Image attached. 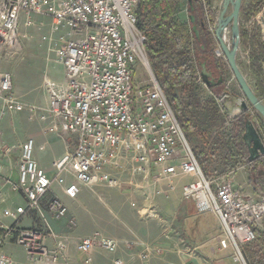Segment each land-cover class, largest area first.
<instances>
[{
    "label": "built area",
    "instance_id": "1",
    "mask_svg": "<svg viewBox=\"0 0 264 264\" xmlns=\"http://www.w3.org/2000/svg\"><path fill=\"white\" fill-rule=\"evenodd\" d=\"M137 3L138 0H0V58L20 48L21 15L27 26L34 23L33 14L50 19L49 31L41 35V40L48 41L49 49L63 65L64 82L47 83V114L55 121L52 130L59 129L73 137L72 148L52 163L55 172L51 177L34 159L33 139L21 143L17 182L12 188L23 194L25 202L3 210L2 214L13 218V222H0V264H10L4 246L12 240L25 249L31 261L58 264L64 243L52 231L23 228L17 221L41 208L54 183L69 198L77 196L80 184L116 183L105 169L121 150L140 164V172L145 171L144 164L153 163L163 166L161 174H193L195 179L182 188L183 197L192 199L199 213L211 211L218 217L224 234L221 246H230L235 252L233 260L246 264L240 244L256 238V227L264 218V193L254 200L243 195L232 181L214 182L204 176L150 68L145 37L137 27ZM263 12L264 4L254 17L257 22ZM137 59L150 80L133 90L131 67ZM24 108L13 92L11 74L0 71V118ZM29 108L33 110V106ZM46 207L55 218L68 212L56 195L47 199ZM47 236L55 239L53 247L47 245ZM116 247L114 239L100 232L77 243L86 263L94 248L114 251Z\"/></svg>",
    "mask_w": 264,
    "mask_h": 264
},
{
    "label": "crops",
    "instance_id": "2",
    "mask_svg": "<svg viewBox=\"0 0 264 264\" xmlns=\"http://www.w3.org/2000/svg\"><path fill=\"white\" fill-rule=\"evenodd\" d=\"M263 15L264 12L261 14L264 23ZM254 24L258 23L252 18L248 23H244L243 27L252 30ZM260 33L264 40V25L260 27ZM239 49L245 53L244 64L247 72L240 70L253 91L263 97L264 61L260 60L255 63L249 46L242 44V41H240ZM20 50L21 46L18 50L11 51L8 54L11 55L10 57L6 55L2 57L4 63L7 64L2 65L0 71L10 72L14 76L12 84L15 95L19 100L23 102L27 100L28 103L32 93L30 87L20 85V56L16 55ZM48 50H50L49 47ZM54 57L58 61L56 55ZM2 58L0 61L3 60ZM226 80L224 77V82ZM63 82L64 80L55 83L45 79L44 87L47 95V83L61 84ZM226 95L223 97L222 104L218 103L219 112L224 114L225 122L220 128L213 126L212 132H230V122L238 121L248 112V109L239 110L240 100L235 94L227 92ZM42 115H44L43 119ZM256 124L262 135L264 129L261 128V124L264 127V123L256 120ZM54 125V119L47 114V105L44 111L36 115L29 111L26 114L19 111L0 118V222L5 225L11 224L13 219L6 221V216L2 214L3 210L14 209L25 202L24 197L21 196V201H12L13 193H15L12 187L17 180V173L13 172L11 165L17 164L21 143L28 138L33 139L34 159L50 177L55 172L52 163L70 148L67 134L57 129L52 130ZM244 147V155L237 156L234 152L235 155L231 156L233 161L227 160V156L222 159L223 168L226 171L220 177H230L234 186L243 195L256 200L264 191L262 190L259 195L255 192L256 187L251 185L250 180L253 172L250 173L248 166L257 163L264 156L250 162L245 143ZM6 149H9V154H6ZM139 165L131 158L129 152L119 151L112 163L105 169L116 183L110 185L99 181L80 184L75 198L67 197L61 186L54 183L53 185H56L60 194L53 187L51 191L57 194L67 206L66 215L55 218L48 211L39 209L22 216L19 226L41 225L45 231H52L57 240H61L65 246L64 257L58 264H117L116 261H119V264H186V262L224 264V260H228L225 256L229 251L224 254L221 249L231 251V248L230 246L222 247L220 243L218 245L220 223L218 217L214 213L213 218L199 213L194 201L183 197L182 188L192 179L172 185L165 181L166 178L172 176L161 175L163 166L146 163L143 165L145 171L140 172L137 169ZM178 174L180 176L177 177L187 175ZM258 174H263V171L259 170ZM68 180L71 181L70 177ZM88 191L89 194H87ZM94 232H100L103 236L114 239L117 247L114 251L94 248L89 253V262L86 263L85 256L77 250V243L81 238ZM219 237L220 241L222 235ZM46 243L49 247H53L55 239L47 236ZM23 250V255L20 252V264H39L30 262L24 248ZM7 256L10 258V264H17L10 255L7 254Z\"/></svg>",
    "mask_w": 264,
    "mask_h": 264
},
{
    "label": "rangeland",
    "instance_id": "3",
    "mask_svg": "<svg viewBox=\"0 0 264 264\" xmlns=\"http://www.w3.org/2000/svg\"><path fill=\"white\" fill-rule=\"evenodd\" d=\"M221 2L222 0H212L211 8L213 12V21H210L209 14L205 8L204 0H201V6L197 11H195V13L194 11L190 12V6H189L188 0H179V4L176 9L175 17H174V19H177L181 21V23H184L189 29V32L194 37L195 35H194V32L192 31V23L190 22V19H189L190 14L194 15L195 22L197 23V25H199V29L203 26L205 30L209 31V38H210L209 44L213 48L214 54L220 58V64L222 65L223 70H224L225 80L227 79L223 84L219 86L216 85L217 87L215 86L214 89H212L211 91L210 88L207 87L201 80V77H200L201 65L199 66L197 74L200 80V86L203 89V92L200 93L199 99L202 104H205L204 106H202V104L200 103L199 107H197L195 112H200L199 116L200 115L202 116L203 112H205V109H207V105L204 102L208 97H210V95H212V92L218 93L219 96H217V99H218V103L220 104H222V101H224L223 97L227 94V92L228 93L233 92L231 94H235L237 98H239V100L241 98L242 99L244 98L239 86L237 85V83L235 82V79L233 78L231 71H229L227 61L224 55L221 53L219 44L214 36L213 28L215 26L218 13L221 8ZM231 9L232 7L230 5L227 13H229ZM32 17H33V20L35 21L30 26H27L24 24V19H25L24 15H21L19 18L18 38H20L19 40H20L21 50L16 55L18 57L20 56V85H23V87L24 86L30 87V90L32 93V96L30 97V99H28L29 101L28 103H27V100H24L25 102L20 100V102H22L25 105V108L23 109V111H20V112H23L26 114L27 111H29L30 113L36 115L38 114V112L44 111L48 103L47 101L48 95H47L46 88L44 87L45 79H48L49 81H53L55 83L62 82L64 80V67L61 64V62L56 60V58L54 57L55 54L52 52V50H48V47H49L48 41L41 40V34L49 30V26H50L49 18L41 14H33ZM254 17L252 18L254 19ZM259 21L263 23L261 15H260ZM255 22L258 23L260 27H262L261 23L257 22L256 19H255ZM210 26H212V29H210ZM200 39H201V34H200ZM225 40L228 43H230L231 41L230 27H228L225 31ZM198 43L200 44V48H202L201 46H204L203 40H200ZM4 56L2 57L4 58ZM6 56L10 57L11 55H8L7 53ZM236 58H237V62H238L240 69L243 70L244 72H247V68L244 64L245 63V53L243 52L242 49H238ZM5 64L7 63H4V59L0 61V67H2V65H5ZM7 69H8V65H7ZM131 72H132L131 85H132L133 90H137L143 85L149 83L150 79H149L148 71H146L145 66L141 63L139 59H137L136 62L132 65ZM215 72H216V77H218L219 72L217 70ZM11 77H12V83H13L14 76L11 75ZM222 89L226 91L222 92ZM178 95H179V98L185 102V100L187 99L186 94L179 93ZM29 106H33V110H29L30 109ZM239 106H240V103H239ZM247 108H248V111H251L249 104L247 105ZM225 116H227L226 113H225ZM59 132L61 131L59 130ZM189 132L187 130H184V134L186 136V139L190 147L193 149V152L198 156L199 161L204 159V163L207 166L208 175L204 174V176L208 180H214V182H218L221 179L231 181L230 177L229 178L220 177L224 175L222 159H225V157L227 156L226 157L227 160L233 161L231 159V156L235 154L237 156L244 155L245 149L243 148V146H242V149L241 148L238 149L236 146H234L231 143V140L229 138H225V136H227L226 135L227 133L224 131L223 132H204L205 136H208V138L206 139L207 140L206 143H203L201 140L197 138L196 135H194L193 133H189ZM66 137H67V140L70 141V148L68 149H71L73 146V137L68 134ZM215 138L219 139V141L216 144H214ZM234 149L236 151H234ZM201 150H203L202 154H200ZM238 151H240V153ZM9 153L10 151H8L6 154H9ZM33 153H34V150H33ZM17 163H18V159H17ZM15 165H16V171H15ZM11 167H12L11 169L13 170V172L17 173V164L11 165ZM248 167L250 169V173L252 174L253 172V175H250L251 185L252 186L254 185V187H256L255 192H257V194L259 195L262 192V190L264 191V182H263L264 179L262 178L264 177V158L260 159L257 163L252 164ZM259 170L263 171V174L259 175L258 174ZM161 175H166V174H161ZM168 176H172V177L166 178L165 181L169 182L172 185H178L179 183L187 182L190 179H192V181L195 179L193 174H187L185 177H177V176H180V174L168 175ZM16 182L17 180L14 183ZM100 183H103V182H100ZM52 187L55 188L56 191L60 194V191L58 190L56 185H52ZM102 187L105 188V186H102ZM12 190L15 191V193H13L12 201L13 202H16L18 200L21 201L20 196L23 198V194L20 191H17L13 188ZM87 194H89V191L87 192ZM55 195L57 196V194L53 193L52 191H49L48 195L43 200L40 209L47 211V207H46L47 199L48 198L50 199L52 196H55ZM261 195L262 193L260 194V196ZM203 214L210 218H213V212L211 211L203 212ZM5 218H6V221H10L11 219H13L10 217H5ZM19 221L20 219L17 221L18 224H19ZM219 226H220V223H219ZM219 226H218V231H219L218 232V245L220 243L219 235H222V238L224 237L222 229ZM35 227L41 228V225H33V226L23 227V228H35ZM256 229L257 231L264 233V218L257 225ZM257 242L258 241L255 238V240L251 242L240 244V249H241V252H242V255H243V258L246 264H253V262L257 261V259L251 260V258H248L250 253H248L247 251L249 250V252L253 253L254 250L256 249L255 245L261 247V244ZM221 250H222V253L224 254H226L229 251L227 256H225V257H228L229 261L224 260V264H241L240 262H234L233 256L235 252L233 249H231V251L230 249H226V250L221 249ZM4 252L10 255L16 261L17 264H20V252L23 255L24 250L22 246H20L19 244H17L15 241L12 240L11 242H8L5 244ZM63 257H64V254H63ZM257 257H258V260L260 259L262 260L261 254H258ZM27 258L29 259L30 262H33L30 260L28 255H27ZM39 264H42V263H39ZM262 264H264V261Z\"/></svg>",
    "mask_w": 264,
    "mask_h": 264
},
{
    "label": "trees",
    "instance_id": "4",
    "mask_svg": "<svg viewBox=\"0 0 264 264\" xmlns=\"http://www.w3.org/2000/svg\"><path fill=\"white\" fill-rule=\"evenodd\" d=\"M204 3L210 21H213L212 0H204ZM178 4L179 0H138L136 7L137 27L145 37L144 47L150 68L171 104L183 131L189 132L191 130L192 132L189 133H193L199 140L206 143L208 136H205L204 132H212L210 130L213 126L217 128L223 126L225 117L223 113L219 112L220 106L217 102L219 95L214 92H212L213 96L210 95L205 100L207 109L202 116H199L200 112H195L201 103L200 93L203 92L197 72L202 61L205 62L208 70H217L223 77L224 70L220 64V58L214 54L213 48L209 44V31L205 30L203 26L200 28L201 40L204 44L200 48L199 41L189 32L187 26L174 19ZM263 4L264 0H243L239 15L240 41L249 46L251 57L255 63L260 60L264 61V40L260 33V26L254 24L252 30H248L243 27V24L248 23L252 17L257 15ZM192 6L195 13L201 6V0H192ZM221 84L223 83L216 85ZM215 86L210 90L212 91ZM224 91L226 90L222 89V92ZM179 93L186 94L185 102L179 98ZM204 105L202 104V106ZM250 110L247 114L242 115L243 117H240L238 121L230 122V132L225 133L227 135L225 138H229L238 149H242V146L245 149L242 130L246 117L255 116L258 122L264 123L251 106ZM261 128L264 129L263 124H261ZM218 141L219 139L215 138L214 144ZM238 152L240 153V151ZM202 153L203 150L200 154ZM199 164L202 165L203 173L208 175L204 159L200 160ZM225 171L226 169H224ZM256 240L262 248L255 245L256 249L253 253L247 250L250 253L248 258L257 259L253 264H262L264 261V233L257 231V229ZM258 254L262 255V260H258Z\"/></svg>",
    "mask_w": 264,
    "mask_h": 264
},
{
    "label": "water",
    "instance_id": "5",
    "mask_svg": "<svg viewBox=\"0 0 264 264\" xmlns=\"http://www.w3.org/2000/svg\"><path fill=\"white\" fill-rule=\"evenodd\" d=\"M188 2L190 6V12H192V0H188ZM242 2L243 0H222L221 8L218 13L213 31L214 36L219 44L220 51L224 55L229 70L231 71L233 78L237 82L244 97L243 99H240L239 110H247V105L249 104V106H251V108H253V110L264 121V96L261 97L253 91L242 71L240 70L236 59L237 51L240 46L239 15ZM230 5L232 9L229 13H227ZM189 19L192 23V31L194 32V35L197 41H200V29L195 22L194 15L190 14ZM228 27H230L231 34L230 43L225 40V31ZM200 77L202 82L209 88L224 82V77L222 74H219V76L215 78L212 71L207 69L205 62L201 63ZM242 138L247 147L248 160L250 162L255 161L261 156H264V138L256 126V119L254 117H246Z\"/></svg>",
    "mask_w": 264,
    "mask_h": 264
},
{
    "label": "flooded vegetation",
    "instance_id": "6",
    "mask_svg": "<svg viewBox=\"0 0 264 264\" xmlns=\"http://www.w3.org/2000/svg\"><path fill=\"white\" fill-rule=\"evenodd\" d=\"M209 71H212L213 76H214L215 78H217V77H216V72H215V70H211V69H209Z\"/></svg>",
    "mask_w": 264,
    "mask_h": 264
},
{
    "label": "bare ground",
    "instance_id": "7",
    "mask_svg": "<svg viewBox=\"0 0 264 264\" xmlns=\"http://www.w3.org/2000/svg\"><path fill=\"white\" fill-rule=\"evenodd\" d=\"M232 104V103H231Z\"/></svg>",
    "mask_w": 264,
    "mask_h": 264
}]
</instances>
